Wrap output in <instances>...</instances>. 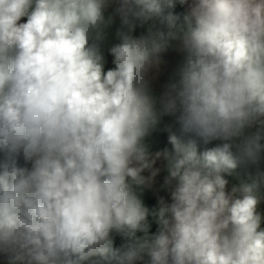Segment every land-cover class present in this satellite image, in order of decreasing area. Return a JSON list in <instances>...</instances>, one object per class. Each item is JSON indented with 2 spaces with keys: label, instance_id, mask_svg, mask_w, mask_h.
Segmentation results:
<instances>
[{
  "label": "clouds",
  "instance_id": "clouds-1",
  "mask_svg": "<svg viewBox=\"0 0 264 264\" xmlns=\"http://www.w3.org/2000/svg\"><path fill=\"white\" fill-rule=\"evenodd\" d=\"M109 3L0 0V254L84 264L119 235L116 264H264V0H195L182 36L173 16L156 22L175 0H117L116 43ZM170 47L183 59L157 92ZM164 117L173 151L153 157L144 141ZM198 141L218 143L198 154ZM160 157L171 202L158 198L150 235L135 189ZM238 167L252 183L228 193Z\"/></svg>",
  "mask_w": 264,
  "mask_h": 264
},
{
  "label": "crops",
  "instance_id": "crops-1",
  "mask_svg": "<svg viewBox=\"0 0 264 264\" xmlns=\"http://www.w3.org/2000/svg\"><path fill=\"white\" fill-rule=\"evenodd\" d=\"M195 0H187L186 2V8L187 11L190 13V7L193 5ZM117 0H110L109 6L105 11V16L112 15L113 16V23L112 25L106 29L107 35H108V41L110 43H116V31L120 27V18L118 15L115 14V8L117 7ZM26 17L21 19V22H26ZM159 19H156L157 24H159ZM147 28V25L142 27H137L133 33V35L139 36L142 32H145ZM179 35H183L180 31L175 30ZM176 42H173L175 44ZM170 57V58H169ZM183 56L181 53H179L175 47H170L166 52L161 54V64L159 66L158 71L154 70V75H156V80L154 83L158 86L160 91L162 90V86L168 82H170L172 79L175 78V74L177 72L178 66L180 62L182 61ZM114 65L112 61L110 63L104 64V71H107L111 68H113ZM166 123L163 119L161 122L150 131L149 135L145 138L144 143L147 145L149 152L152 154V156H155L156 152H163L165 149H167L169 152L173 151V146L168 140L169 132L166 130ZM175 131V129H173ZM178 134V133H177ZM154 169H159V172L157 176L154 178V183L151 188H136V194L139 197V199L143 202V205L148 209V217L147 221L149 224V234H155L159 229L158 224V213L159 209H151L147 205L146 201L144 200L143 192L144 189H148L158 200L159 197H163L166 202L170 203V191L168 187L164 185L165 177L168 175L167 169H166V160L163 157H160L156 160L155 164L153 165ZM142 175L145 177L150 175V170H145ZM225 179L228 181V184L226 185V192L231 193V189L233 187H240L242 185L250 184L249 182L240 180L236 170L232 172L231 175H225ZM256 195L258 197V204H257V213L261 217L260 221V227L261 229L264 228V199L262 196L256 192ZM144 234L142 232H138L137 236H143ZM147 261V260H146ZM144 261L142 264H145Z\"/></svg>",
  "mask_w": 264,
  "mask_h": 264
},
{
  "label": "trees",
  "instance_id": "trees-1",
  "mask_svg": "<svg viewBox=\"0 0 264 264\" xmlns=\"http://www.w3.org/2000/svg\"><path fill=\"white\" fill-rule=\"evenodd\" d=\"M169 15L174 17V24H175V28L174 30H178L180 31L183 35L188 33L190 31V25L188 23V21L185 19V17L187 15H189V12L187 11L186 8V3L185 4H181L179 2V0H175V6L172 8H163L162 13H161V18H166ZM192 27H194V21L191 25ZM170 58V57H169ZM112 56L109 54H105V63H110L112 61ZM154 87L157 90V92L160 91V89L158 88V86L156 85V83H154ZM163 120L166 123H170V118L169 117H164ZM185 139H187L185 137ZM218 142H211L209 144H204L202 142H197V151L198 154L204 152L205 150L211 149L213 147L217 146ZM4 160V153L3 151H0V162H3ZM18 164L19 166H23L24 165V161L23 158H19L18 160ZM237 172V175L239 177L240 180L249 182L250 184L252 183L251 179L248 177V175L246 174V172L238 167L237 169H235ZM257 192L262 196V198L264 199V188H260L257 190ZM144 196V200L146 201L147 205L149 206V208L151 209H159V204H158V200L155 198V196L148 190V189H144L143 192ZM127 243V240L119 235H114L113 236V242L111 245V249L110 251L106 254V256H102L98 259H95L93 261H88L85 264H116V260L113 257V252H115L118 249H121L123 245H125ZM148 259L147 256L144 257V261H146ZM144 261L142 262H138V264H142Z\"/></svg>",
  "mask_w": 264,
  "mask_h": 264
},
{
  "label": "rangeland",
  "instance_id": "rangeland-1",
  "mask_svg": "<svg viewBox=\"0 0 264 264\" xmlns=\"http://www.w3.org/2000/svg\"><path fill=\"white\" fill-rule=\"evenodd\" d=\"M264 229V228H263ZM106 256V255H105ZM102 257L101 255H96V256H93L90 260L88 261H93L95 259H98ZM88 261H85V263H87ZM0 264H8V258L4 255V254H0Z\"/></svg>",
  "mask_w": 264,
  "mask_h": 264
}]
</instances>
